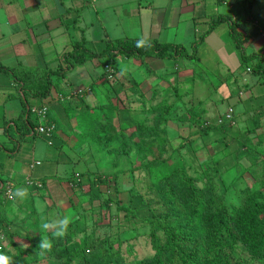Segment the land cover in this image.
I'll return each mask as SVG.
<instances>
[{
  "label": "crops",
  "instance_id": "0c3cea01",
  "mask_svg": "<svg viewBox=\"0 0 264 264\" xmlns=\"http://www.w3.org/2000/svg\"><path fill=\"white\" fill-rule=\"evenodd\" d=\"M171 1L175 4L163 9L158 3L155 7L152 6L155 1L142 6L140 1L134 0L137 3L136 11H129L127 8V15L121 21L126 32L131 28L132 32L137 34L132 36L130 31L124 37L156 39L159 42L183 45L188 28L193 31L195 27L196 30V25L201 23L204 26L201 32L203 33L209 27L210 17L219 15L216 11L206 15L205 0ZM91 4L96 5L93 9L95 14L87 25L84 20L85 8ZM97 6L100 7L97 0H0V63L7 67L23 65L40 69L58 68L62 64L60 55L69 49L70 44L81 38H85L88 44L96 48L100 46L101 39H119L110 37L106 31L102 37L97 34L95 37L89 35L93 23H97L98 30L105 29V21L101 18L102 11L97 9ZM129 19L135 21V25H132ZM183 23H188L189 27L184 28ZM166 29H172V40L161 39V34ZM217 30L220 38L211 41L210 35ZM224 34L230 37L229 24L225 21L215 25L200 44L216 45L218 41L224 44L218 46L215 52L217 67L221 63L230 73L217 72L215 81L209 77L206 80L197 76L196 79L194 71L186 69L185 66L180 68L176 64L177 59H124L121 55H118L113 63L116 68L115 77L108 81L101 76L102 70L95 71L101 68L99 60L91 59L88 61L90 67L82 68L78 78H68L67 74L57 87L52 88L54 97L59 93L66 95L77 89L82 93L66 103L54 97L47 101H50L47 119L56 126L51 139L38 134L31 136V130L30 134L15 143L18 136L11 120L21 115L22 105L17 95L16 83L7 74L0 72V188L9 185L13 192L12 200H6L0 193L3 201L0 206V219L6 233L11 232L12 241L16 237L29 236L27 233L23 234L22 229L34 228L43 220L45 224L50 219L58 221L65 216L70 218L82 211L81 203L89 197L86 192L89 186L83 182L77 187L70 179L76 173H95L106 169L108 152H112L114 146H119L114 142L101 148V143H98L100 139L107 138L108 124L113 127L111 131L115 136L121 133L129 136L132 141H138L134 135V123L153 125L158 117V112L154 109L159 105L166 108L176 102L175 104L180 106L177 112L181 113L184 111L183 107L191 104L196 110H205L203 119L214 122L221 114H210L209 110L214 108L217 102L225 101L228 108L237 103L235 111L232 107L235 125L233 128H225L224 131L228 134L226 138L236 137L235 140H239L241 135L245 134L250 138L260 139L256 135L261 134L264 145V79L241 66L234 42L228 43ZM169 35L167 32L166 36ZM198 35L194 34V39ZM263 37L254 32L245 44H250L254 38L252 43L257 46L254 50L258 49L264 55ZM255 38H258L257 41ZM236 70L248 74L234 76L231 72ZM81 78L87 80L85 88L78 81ZM227 83H232L234 90H229ZM94 85L104 87L100 92L102 101L94 100ZM89 90L93 99L87 97ZM45 101L40 98L29 100L31 106H38ZM90 110L94 115L90 116ZM172 116L170 114L165 122L160 123H165V136L168 140ZM31 119L36 124L33 114ZM93 122L99 126L104 124L105 127L103 130L99 126L94 127ZM255 126H258L255 133H249L247 129ZM201 141L204 142V139L201 138ZM211 145L215 151L216 142ZM138 149L132 148L130 152H142ZM77 165L79 168L75 167ZM27 180L32 183H27ZM18 187L27 190L23 199L14 195Z\"/></svg>",
  "mask_w": 264,
  "mask_h": 264
},
{
  "label": "rangeland",
  "instance_id": "374dc122",
  "mask_svg": "<svg viewBox=\"0 0 264 264\" xmlns=\"http://www.w3.org/2000/svg\"><path fill=\"white\" fill-rule=\"evenodd\" d=\"M97 1L100 5V7L97 6V9L100 8L102 11L101 18L105 21V23H103V28L105 27V29L98 30L97 23H93V28L90 29L89 35L95 37L97 34L98 37H102L104 31H106L110 37L125 38L124 36L130 31L132 36H134L133 34H137L135 31L132 32L133 30L131 28H128V32H126L124 24L121 21V19H125L124 17L127 15L125 12L127 8H129V11L133 9L136 11L137 3L134 2V0ZM139 1L142 6L155 1L152 6L155 7L158 3L163 9L169 8L170 4H175L171 0H138V2ZM205 2H207L204 7L206 15L215 13V11L228 14L231 18L241 22L238 28L241 34L250 36L251 38L254 32H256L258 36H264V0H222L221 2L205 0ZM94 6L96 5L91 4L90 7L85 8L86 13L84 20L87 22V25L92 21L90 19H93L95 14L93 11ZM133 13L136 15L135 12ZM136 18L135 16V20ZM129 21L132 22V25H135V21L131 19H129ZM183 27L187 28L189 24L183 23ZM203 27V24L198 23L196 25V30L194 27L193 31H191V28L185 31L188 32V34L183 40V46L189 53L192 51L191 42L194 39V34L198 35L201 33ZM171 31L172 29H170V31L167 29L164 30L163 34H161V39L165 41L172 40L174 35L173 33L171 34ZM167 32L171 36H166ZM210 36L211 41L215 38H220L218 30L214 31ZM223 36L228 43L232 44L233 36L231 34L229 38L226 37L225 34ZM257 39L255 38V41H257ZM253 41L254 38L252 42ZM252 42L248 45L244 43L246 51H252L257 48L256 44ZM222 44V41H218L216 45L213 44L214 46L208 43L202 44L203 47L200 45L196 50L198 59H188L186 57L178 58L176 64H178L180 68L185 66L186 69L189 68L191 71H194L196 73V79L202 77L206 80L210 78L215 81L217 72H221L222 74L228 72L221 63L217 67L218 61L215 52L217 47ZM220 57H222V54ZM89 67V62L75 67L74 70L68 72V78L69 76L78 78L80 70ZM100 70L102 69H95L96 72H100ZM228 73H230V71ZM231 73H233L234 76L248 74L247 72L245 73L239 70ZM223 76L227 77V75ZM71 81L73 80L71 79ZM78 81L81 82L85 88L87 80L81 78ZM93 87L94 100L97 99L102 101L103 96L100 92L104 90V87L98 85H94ZM227 88L229 90H234L232 83H227ZM87 97L93 99L91 90H89ZM229 107H233L235 111L237 103ZM227 109V102L219 101L214 108L209 110V113H220L221 119ZM212 110H214V112ZM95 113L97 115L99 114L98 111H95ZM91 115H94L92 110H90V116ZM234 119V113H232V120H230V125L227 124L226 128H233L235 125ZM170 121L171 124L169 125L168 134L172 152H166L162 155L163 158L170 157L166 164L151 168L148 173V170L142 165L145 164L143 162L146 161L145 157L142 158L143 153L132 152L133 155L130 153L128 161L130 160L131 164L129 167L132 166L131 168H134L136 166L137 168L131 170L132 172H129L130 169L127 168L126 174H120L114 182L116 185L112 189V192L108 194L102 192H100V194L97 190H89L87 187L88 189L86 188V192L89 193V197H86L81 203L83 207L82 211L78 212L76 216L70 217L71 224L63 237L53 238L52 232L54 229H44L43 220L41 224H36L34 228L21 230L23 234L27 233L29 236L22 238L16 237L14 241H12L11 236H8L5 239V244L2 246L3 248L0 249V254L8 256L11 259L10 262L13 264H66L67 260L69 262L68 264H92V255L97 249H99L100 254L109 253L115 256L116 261L112 264H116V262H120L121 264H133L143 258L150 257L154 254L150 234L152 229L156 227L149 221H144L146 217H150L151 214L152 216L155 215L161 218L164 224L173 226V228H180V222L184 218L190 220V217H186L182 214L185 213L184 210L175 209L168 204V201L174 197V193L171 190H164L159 193L156 191V187L162 181V177L174 168H180L185 172L183 182L192 187V190L195 191L194 195L200 199L201 202L205 201L211 194H214L218 197L220 196L219 201L224 203L231 210L235 207L244 205L248 194L254 195L257 201L264 200V145L262 144V138H248V144L246 146L250 148H248L250 152L238 151L235 144H237L239 148L241 147V149H243V146H241L239 140H235L236 137H234V139H228L229 144H227V147L221 149V146L225 147V145L222 140H220V137L223 133L228 137V134L224 131L226 129L221 130L218 128L215 134L211 132L208 137V144L205 146L199 134H195V132L193 135H189L191 130L194 129H190L188 121H183V119L174 115ZM93 124L94 127L99 126L98 124L95 125L94 122ZM184 137L189 139L186 142L187 147L179 148L178 146L185 141ZM213 138L219 140L216 142L217 146L215 151L214 149L212 150L213 145H211L215 143V141L212 143ZM189 141H192L191 146ZM200 145H203V147H200ZM208 149L209 152H207ZM154 152L155 155L158 156L159 153L157 150H154ZM75 167L79 168V165ZM131 192L132 194H141L145 202H143V204L138 202L135 207L131 206ZM108 198H111L110 201L107 200ZM51 220L52 219H50V221ZM185 222L187 221H184V223ZM191 224H197V222L190 220V225L187 229L193 230V234L197 238L202 239L204 233L199 223L195 227ZM157 234L160 237V243L163 244L164 233L158 231ZM42 237L51 241L52 247L50 249L45 250L38 246ZM226 243H223V250H225L231 264H264V257L253 256L247 247L239 240L233 245L228 241H226ZM83 248H86L84 252H82ZM65 250H70L71 253L76 250L80 253L77 252V256L69 260V257L64 253Z\"/></svg>",
  "mask_w": 264,
  "mask_h": 264
},
{
  "label": "trees",
  "instance_id": "16d2710c",
  "mask_svg": "<svg viewBox=\"0 0 264 264\" xmlns=\"http://www.w3.org/2000/svg\"><path fill=\"white\" fill-rule=\"evenodd\" d=\"M215 1L221 2L222 0ZM223 21L229 24V31L233 36V42L237 49L241 66H243L245 70L249 68L251 72L264 79V55L258 50L246 51L244 43L249 40L250 36L241 34L238 30L241 22L236 21L225 13H219V15L215 17H210L208 29L199 34L191 42L192 51L190 53L180 43L159 42L156 39L104 38L101 39L100 46L96 48L88 44L85 38H81L79 41L70 44L69 49L60 55L62 64L58 68L40 69L23 65L7 67L0 63V72L7 74L16 83L17 95L22 105L21 115L17 119L11 120L18 136L17 139H15V143L20 142L23 137L30 134L31 130V136H37L36 124L31 119L32 106L29 100L33 98L46 100L45 102H41L38 106L46 105L48 117V103L50 101H47L54 97L52 88L57 87L68 72L75 67L96 58L99 60L102 69L101 76L104 80L111 81L115 77L116 68L113 66V63L118 55H121L124 59L134 58L140 60L146 57L172 60L183 57L198 59L196 54L198 46L202 43L204 37L212 31L214 26ZM138 42H142L139 47L137 46ZM253 61H256V63H251ZM107 66L114 70L112 78H107L109 73ZM78 96H81V94ZM59 101L61 102V100ZM70 101H73V99H64L62 103ZM175 103L176 102L168 105L166 108L160 107V105L156 107L154 111L158 112V117H156L157 119L153 125L134 123V135L139 139L138 141H132L129 136H124L121 133L115 136L113 131H111L113 127L108 124L107 138L104 140L100 139L98 143H101V148L114 142L118 143L119 146H114L111 149L112 152H108L110 154L107 158L108 160H106V169H103V171H96L97 173H77L78 176L74 174L70 180H73L77 187L84 182L89 186V190H97L99 193L102 192L104 194L107 190L109 193L112 192V189L116 185L114 182L120 174H126L127 168L130 169L129 172L137 168H131L132 166L129 167L131 162L130 160L128 161V157H130V153H132L130 152L132 148L141 149L143 153L142 158H146V161L143 162L145 164L142 165L148 170V173L149 169L166 164L170 157L163 158L162 155L166 152H172V148L170 147L169 140L165 136V123L161 125L160 123L165 122L170 114H176V116L183 119V121H188L190 129H194L191 130L189 135L191 136L195 132V134H199V136L204 139L205 146L208 144L207 141L211 132L214 134L216 133V129L219 128L224 130L227 124L230 125L229 120L222 119L220 121V117L215 119L214 122L204 120L202 115H204L205 110H196L191 104L184 105V111L181 113L177 112L180 106ZM47 120L49 121V119ZM104 127V124L99 126L102 130ZM257 127H251L247 130L249 133H255ZM6 132H8V128ZM241 136L239 141L243 149L237 148L238 151L250 152V150H248L249 147L247 148L246 146V141L250 137L245 134ZM256 136L261 139V134H257ZM184 139L185 141L178 146L179 148L187 147L186 142L189 139L187 137H184ZM220 140H222L225 145V147L221 146V149L226 148L227 144H229L226 136L222 135ZM213 141L218 142L219 140L215 138L212 140V143H214ZM189 142L191 146L192 141ZM154 150H157L159 153L158 156L155 155ZM114 168H116V170H113ZM184 178L185 172L180 168H174L162 177V181L157 185L156 191L159 193L164 190H171L174 193V197L168 201V204L175 209L184 210L185 213L182 214L186 217H190V220L197 222V224H191L194 227L199 223L204 237L199 239L193 234V230L187 229L190 225V220H186V218L181 220L180 228H173V226L164 224L161 218L155 215L152 216L151 214V216L146 217L144 221H149L156 227L152 229L150 234L154 254L136 261L133 264H231L225 250H223V243L228 241L233 245L237 240L244 244L253 256L264 257V200L257 201L254 195L248 194L244 205L230 210L224 203L219 201L220 196L218 197L214 194H211L210 197L201 202L200 199L194 195L195 191L192 190V187L183 182ZM130 196L131 206L135 207L138 202L142 204L145 202L143 196L139 193L132 194L131 192ZM1 199L0 197V206L3 202ZM110 199L111 198H108L107 200L110 201ZM1 220L2 219H0V221ZM184 221L187 222L184 223ZM158 231L164 233L163 244L160 243V237L157 234ZM4 234L6 239L10 236L11 232L6 233V229H4ZM85 249L86 248H83L82 252H84ZM77 252L76 250L73 253H71L70 250L64 251L66 256L69 257V260L76 257ZM92 260V264H112L116 261V257L109 253L100 254L99 249H97L92 255ZM68 263L67 260L66 264ZM10 264L13 263L10 262ZM116 264L121 263L116 262Z\"/></svg>",
  "mask_w": 264,
  "mask_h": 264
},
{
  "label": "built area",
  "instance_id": "2783aa9c",
  "mask_svg": "<svg viewBox=\"0 0 264 264\" xmlns=\"http://www.w3.org/2000/svg\"><path fill=\"white\" fill-rule=\"evenodd\" d=\"M107 70L109 72L107 75V78H112V74L114 73L113 68L107 66ZM247 70L249 71V68H247ZM81 92L82 91L80 89H77V90H72L71 92L67 93L66 95L59 93V94L55 95L54 99H59L61 101H63L64 99H66V100L72 99V98H75L78 95H80ZM31 113L36 118V133L38 135L45 136L47 139H51L53 134H54L56 126H55L54 122L47 120V107H46V105L44 104L42 106H32L31 107ZM232 113H233V109L231 107H229L225 111L223 116L221 117L220 121L222 119L229 120V121L232 120ZM49 143H51L50 140H49ZM75 176H78V174L76 173ZM27 183H32V181L30 182L29 180H27ZM0 193H2V196L4 198H6V200H12L13 199L12 187L9 185L2 186ZM106 193L108 194L109 191L107 190ZM4 244H5L4 228H3V224L0 221V249L2 248V246Z\"/></svg>",
  "mask_w": 264,
  "mask_h": 264
},
{
  "label": "clouds",
  "instance_id": "9594fccd",
  "mask_svg": "<svg viewBox=\"0 0 264 264\" xmlns=\"http://www.w3.org/2000/svg\"><path fill=\"white\" fill-rule=\"evenodd\" d=\"M142 42H138L137 46L139 47ZM15 197L23 199L27 195V190L23 187H18L15 190L14 193ZM71 224V220L69 217L65 216L60 218L58 221L57 220H51L43 225L44 229H49L52 228L54 231L52 232L53 238H60L63 237L66 232L69 229V226ZM38 246L41 249H50L52 247L51 241L41 238ZM0 264H10V258L8 256H5L3 254H0Z\"/></svg>",
  "mask_w": 264,
  "mask_h": 264
}]
</instances>
